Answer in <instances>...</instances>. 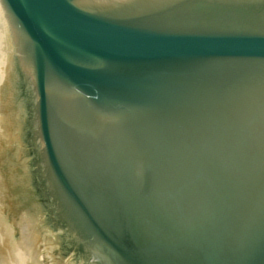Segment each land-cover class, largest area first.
Masks as SVG:
<instances>
[{"label":"water","instance_id":"obj_1","mask_svg":"<svg viewBox=\"0 0 264 264\" xmlns=\"http://www.w3.org/2000/svg\"><path fill=\"white\" fill-rule=\"evenodd\" d=\"M0 2V264L65 261L13 168L14 49L81 264H264V0Z\"/></svg>","mask_w":264,"mask_h":264}]
</instances>
